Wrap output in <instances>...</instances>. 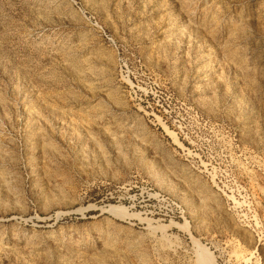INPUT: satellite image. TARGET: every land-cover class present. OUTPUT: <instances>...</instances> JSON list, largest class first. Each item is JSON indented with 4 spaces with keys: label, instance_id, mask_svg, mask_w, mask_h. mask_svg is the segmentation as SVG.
<instances>
[{
    "label": "rangeland",
    "instance_id": "1",
    "mask_svg": "<svg viewBox=\"0 0 264 264\" xmlns=\"http://www.w3.org/2000/svg\"><path fill=\"white\" fill-rule=\"evenodd\" d=\"M0 264H264V0H0Z\"/></svg>",
    "mask_w": 264,
    "mask_h": 264
}]
</instances>
